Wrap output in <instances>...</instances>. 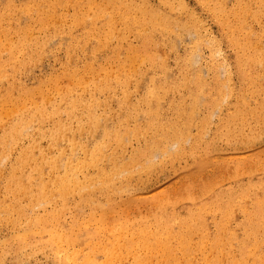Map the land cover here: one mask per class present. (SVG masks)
Here are the masks:
<instances>
[{
	"label": "rangeland",
	"instance_id": "rangeland-1",
	"mask_svg": "<svg viewBox=\"0 0 264 264\" xmlns=\"http://www.w3.org/2000/svg\"><path fill=\"white\" fill-rule=\"evenodd\" d=\"M146 1L149 8L165 11L167 21L185 27L182 29L174 27L164 37L154 36L152 49L159 58L158 64L153 65L149 62L136 64L137 71L128 76L129 78L124 82L126 76L123 70L117 67L118 60H122L131 47L135 50L140 49L143 36L134 26H129L119 14L115 13L116 7L110 3L112 0H62V2L61 0H0V25L4 30L11 27L12 32L0 36V101H7L8 97L9 104L6 102V110L16 102L25 109H33L34 103L44 104L45 112L49 115L43 122H39L38 119L33 120L29 136L13 143L5 134L10 117L0 114V155L9 157L4 162H0L3 166L11 159L14 160L20 150L30 146L31 136L39 146L48 148V152L51 153L50 158L59 156L58 146L50 144L51 134H55L58 123L68 125L65 133L70 141L67 144L72 140L76 141L79 152L81 144L105 142L107 140L105 132H113L115 131L113 129L121 128L120 131L125 133L124 126L138 128L141 134L137 136L131 134L125 144L114 140L107 143L106 154L117 153L119 164L130 162L133 155L153 140V130L148 129L147 126L153 118L152 111L154 112L155 108L164 119L172 118L177 110L190 109L192 104L189 99L190 94L198 92L193 82L194 75L201 69L207 71L211 67L208 47L195 51V42L200 39L212 40L214 49L222 53V56H216V64L220 72L224 69L229 72L233 92L226 99L222 113H215L206 126V137L213 142L214 148L212 150L210 148V155L205 158L207 160L205 170L201 174L190 171L195 163L194 159L188 156V149L185 150V155L175 160L166 157L165 161L158 150L154 160L159 166L142 174L138 172V167L130 165L131 179L122 183L125 190L114 200L115 208L118 210V214L115 212L114 224L117 225L149 224L154 214L161 216L165 214L169 200L173 202L171 209L176 214H182L187 198L203 195V186L208 185L210 180L219 179V183L224 188L233 186L236 171L242 183L263 175V170L257 164L264 159V118L257 124L251 121L248 127L242 129L239 140L234 138L229 141L227 136L220 134L219 131L220 121L226 116H234L239 120L250 116L249 109L237 99L241 90L250 107L258 112H264V81L260 85V98L255 96L256 93L253 91L241 86L236 73V59L242 51L230 44L229 35L232 32L220 23L217 11L202 4L204 1L208 4L211 0L208 2L207 0L202 2L201 0H168L170 2L168 6L161 0ZM125 2L131 7L137 5L139 0H125ZM250 4L254 7V0H220V7L225 8L229 14L228 19L235 25L243 27L238 33L246 32L250 42L264 51V37H262L264 14L261 10L257 11L256 7L248 9L247 6ZM41 20L46 22L42 24ZM107 25L112 26L113 30L103 31ZM194 26H197V30ZM188 28L196 30L197 38H190ZM11 45H17L19 48L13 59H10L9 53ZM192 50H194L193 55L196 52L200 54L201 62H195ZM190 56L193 62L188 63L187 59ZM1 62L4 63L3 66ZM262 70L264 71V62ZM77 71L82 72L83 80L73 79ZM188 76L192 81L184 86V79ZM208 80H212V73L208 75ZM152 81L165 83L168 87L159 90L148 104L145 96L153 86ZM178 84H181L180 88L174 89ZM41 87L47 88L45 95L40 94ZM77 96L81 97L80 103L71 109V102ZM29 98L32 102H29ZM90 104L91 111L88 109ZM2 106L0 105V109ZM55 107L56 112H52ZM92 114L101 121L98 130L93 128L95 122ZM204 114L205 111L201 112V116ZM253 127L257 128V137L250 140L252 143L248 146L242 138H250ZM196 132L197 128L194 124L192 133ZM5 141H10L8 147H4ZM185 145L189 147L190 143L185 142ZM202 145L195 150L199 158L203 157L204 153ZM37 151L38 149L34 150ZM104 163L111 164L108 161ZM108 168L110 169L111 166ZM50 169L49 163L46 164L43 169L45 178H48ZM4 175L5 172L0 178V190L5 183ZM119 185L117 183L115 186ZM1 193L0 191V196ZM94 196L100 200L103 195L96 189ZM205 198L206 195H203L197 201H204ZM242 203L249 205L248 199ZM27 204L28 201L25 200L23 205L27 206ZM66 206L67 220L73 217L79 206L86 211L85 215L91 212L86 201L73 194L67 197ZM242 217L243 214L239 210H234L232 217H228L226 221L228 227L233 229L239 238L243 236ZM217 220H220V217L213 214L204 216L210 235L215 231ZM3 223L5 222L0 220V241H6L2 244L6 248L3 250L5 256L2 264H57L51 250L26 251L15 256L10 255L14 254L13 252L7 254V248L14 240V236L10 228ZM118 231L119 228H116L115 232ZM46 239L45 235L32 238L36 244L35 248L38 249L39 243ZM198 239L199 235L195 236L193 243L197 244ZM77 248L84 251L92 250L90 242L82 243ZM94 256L97 264L105 261V257L99 252H94ZM175 260L177 264H189L178 252ZM193 262L200 263V255L197 251H194ZM131 263L132 258L121 261V264ZM148 264L165 263L154 255L151 256Z\"/></svg>",
	"mask_w": 264,
	"mask_h": 264
},
{
	"label": "bare ground",
	"instance_id": "bare-ground-1",
	"mask_svg": "<svg viewBox=\"0 0 264 264\" xmlns=\"http://www.w3.org/2000/svg\"><path fill=\"white\" fill-rule=\"evenodd\" d=\"M114 1L115 3L113 0L110 3L116 7L115 13L119 14L129 26H134L143 36L140 49L135 50L131 47L126 56L118 60L117 67L123 70L126 76L124 82H126L128 76L137 71L136 64L147 62L153 65L158 64L159 58L152 49L154 36L164 37L172 31V28L182 29L185 26L167 21L166 12L149 8L146 0H139L137 5L131 7L125 0ZM161 2L167 6L170 3L168 0H161ZM202 4L217 11L220 23L232 32L229 35L230 44L242 51L236 59L238 80L243 88L253 91L256 93L255 96L260 98V85L264 81L262 70L264 51L250 42L246 32L238 33L243 27L235 25L228 19L229 14L225 8L220 7V0H211L208 4L204 1ZM253 6L250 4L247 7L248 9L256 7L257 11L261 10L264 14V0H254ZM38 15L42 16L41 13ZM41 22L44 24L46 20ZM194 28L197 30V26ZM194 28H188L192 39L197 38ZM112 30L113 27L107 25L103 31ZM11 33V27L4 30L0 25V36ZM204 47H208L210 51L211 67L207 71L201 69L194 75L193 82L198 92L190 94L189 99L192 101L190 109L177 110L172 118L164 119L155 108L154 112L152 111L153 118L147 126L148 129L153 130V140L133 155L130 162L119 164L117 153L106 154L107 143L110 140L125 144L131 134L136 136L141 134L138 128H128V126H124L125 133L120 131L121 128L113 129L115 130L113 132H105L104 135L107 137L105 142L81 144L79 152L76 141L72 140L67 144L70 141L65 133L68 125L58 123L57 130L55 134H51L50 139V144L57 145L59 149V156L56 158H50L51 153L48 152V148L39 146L32 136L30 146L20 150L16 158L11 159L8 164L1 165L9 157L0 155V178L5 172L3 176L5 183L0 190L2 192L0 220L5 222L3 224L10 228L14 236V240L7 248V254L13 252L14 254L10 255L15 256L26 251L51 250L57 264H97L94 252L103 254L105 263L102 264H121L125 258H132L131 264H148L151 256L155 255L165 264H177L175 255L178 252L187 263L195 264L193 255L194 251H197L200 255L198 264H264V159L257 164L263 170V175L259 178L242 183L236 171L233 178L234 185L228 188L222 187L219 179L210 180L208 185L203 186V195H206L204 201H197L203 195L187 198L182 214H176L171 209L173 202L169 200L165 214L162 216L154 214L149 224L146 223L143 226L114 224L115 212L118 214L114 200L125 190L122 183L129 182L131 179L130 165L138 167V172L142 174L159 166L154 160L158 150L165 161L166 157L169 160H175L185 155V150L188 149V156L193 158L195 163L190 171L201 174L205 170L207 166L205 158L210 155V148L211 150L214 148L213 142L206 137V126L215 113H222L226 99L233 89L229 72L224 68L220 72L216 64V56H222V53L214 49L212 40L200 39L195 42V51ZM18 51L17 45L9 46L10 59H13ZM193 53L194 50L192 55ZM193 57L195 62H201L198 52ZM187 62H193L191 56ZM3 65L4 63L1 62V66ZM210 73H212L211 81L208 80ZM82 75V72L77 71L73 79L83 80ZM184 80V86L192 81L189 76ZM152 85L145 96L148 104L152 102L159 90L168 87L165 83L155 81H152ZM180 85H175L174 89L180 88ZM39 92L45 95L47 88L41 87ZM80 98L77 96L71 102V109L80 103ZM237 99L238 101L240 99L243 106L249 109L250 116L241 120L234 116L221 119L220 134L226 135L229 141L234 138L239 140L242 129L248 127L251 121L257 124L264 118V112H258L250 107L242 90L238 93ZM6 102L8 97L7 101H0V105H3L0 114L10 117L5 134L13 143L29 136L33 120L38 119L39 122H43L49 116L45 112L44 104L34 103L33 109H25L23 105L16 102L6 110ZM29 102H32L31 98ZM91 107L90 104L88 106L90 111ZM56 110L55 107L51 111L56 112ZM203 111L206 114L201 116ZM92 119L95 122L94 130H98L101 121L93 114ZM194 124L197 132L193 134ZM256 129V127L252 128L250 138H242L248 146L252 143L250 140L257 137ZM10 141H5L4 147H8ZM185 142L190 143L189 147H186ZM201 144H203L204 153L203 157L199 158L195 150ZM35 149L38 151L34 152ZM105 161L111 164L106 165ZM48 163L51 169L48 178H45L43 169ZM109 166H111L110 169ZM186 166L190 167V165ZM117 183L120 184L118 187L115 186ZM96 189L102 192L103 196L100 200L94 196ZM70 194L85 200L91 212L85 215L86 211L79 206L73 217L67 220L66 200ZM25 196H29V199ZM246 199L249 205L242 203ZM25 200L28 201L27 206L23 205ZM234 210H239L243 214L241 238L226 223L228 217H232ZM206 214L220 217V220L215 222V231L212 235L204 221ZM116 228H119L118 232H115ZM38 235H45L47 239L42 240L37 249L32 238ZM197 235L199 239L195 244L193 240ZM4 242L0 241V264L5 256L3 250L6 248L2 245ZM85 242H90L92 250L84 251L77 248Z\"/></svg>",
	"mask_w": 264,
	"mask_h": 264
}]
</instances>
